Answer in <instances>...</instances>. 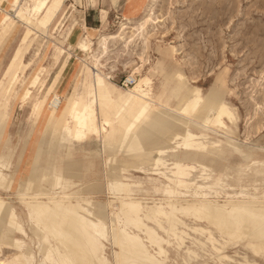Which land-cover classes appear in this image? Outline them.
Masks as SVG:
<instances>
[{
    "label": "rangeland",
    "instance_id": "rangeland-1",
    "mask_svg": "<svg viewBox=\"0 0 264 264\" xmlns=\"http://www.w3.org/2000/svg\"><path fill=\"white\" fill-rule=\"evenodd\" d=\"M25 1L0 0V73L20 35L29 25L31 17L24 6ZM47 1L40 0L43 5ZM84 1L58 0L53 12L39 22L48 28L46 33L42 34L40 29L33 28L34 34L23 57L29 68L15 85L11 98L4 107H0V158L10 163L13 189L18 188V183L24 177L38 173L40 169L63 174L80 172V178L74 179L75 183L87 184L102 179V182L99 180L86 187L80 195L92 201L91 210L104 211L107 208L106 200L109 199L106 188L108 182L119 175V163L136 160L118 151L114 153L111 145L94 137H85L81 114L87 99L97 93L105 82H113L114 92L119 93L131 87L121 85L119 80L123 75L127 77L131 65L140 62L144 66L141 74L150 76L152 80L153 96L164 103L152 108L148 118L141 120L136 131L150 134L159 129L168 135L183 133L184 124L176 126L174 121L175 118H182L174 110L180 103L181 95L187 93L185 85L173 75L179 72L191 85L199 87L203 96L216 95V101H225L236 116L235 120L228 123L232 132L224 129L203 131L206 129L204 120L194 116L190 120L192 131L203 129L208 140L214 142L213 148L202 154L204 157H198L199 162L212 170L208 175L214 173L219 176L220 186L227 183L223 188L231 187L232 190H225L229 194L238 192L243 186L249 192H253L254 187L264 186V0H157L152 6L154 15L148 18L149 22L144 26L143 34L147 37L145 46L142 47L143 44L135 36L127 42L128 36L136 33L131 28L123 37L110 41L105 53L97 48L98 36L113 33L125 19H130L131 25L135 27L143 18L141 10L147 0H126V7L132 5L127 10H119L115 6L117 0H101V3L108 1L114 8L99 6L107 8L102 26L87 29L83 25L80 7L83 2L84 6H96L100 0ZM76 26L81 29V33L76 36V41L80 40L78 48L75 42H69ZM93 61L97 62L100 72L95 71ZM36 75L38 81L32 88L30 98L24 106H20L21 91ZM51 84L60 100L67 94L78 95L79 121L69 132L55 120L56 110L51 111L45 106L38 117L32 112L31 105ZM64 88L66 91L60 95ZM50 98L52 95L47 102ZM157 118H162L164 124L159 125ZM78 129L81 134L79 139ZM129 142L130 137L127 136L122 147H126ZM132 144L136 145L137 140H132ZM172 146L160 142L155 146L159 151L148 150L143 154L149 159L148 164H145L148 168L145 173L148 174L129 172L132 173L128 175L129 178L143 185L138 195L148 200L169 195L168 192L159 193L152 188V185L160 186V181H163L154 170L163 169L166 177H172L178 165L191 161L188 155L179 156L180 160L176 162L169 159ZM109 156H113L112 162L106 161ZM158 160L162 163H156ZM105 172L108 174L107 180L103 177ZM196 177L198 172L193 173L192 179ZM0 194L4 196L3 192ZM9 197L21 224L27 229L26 211L14 197ZM109 219L112 218L106 217L107 222ZM188 220L186 222L190 223ZM29 237L24 239L36 264L40 261L42 242L30 231ZM108 239L104 241V252L111 261L113 247ZM234 249L244 253L242 248H232L229 254H234ZM168 253L167 264H187L185 260L188 258L183 250L171 247ZM199 254L202 256L197 262L207 256L201 252ZM14 255L13 250H3L4 259ZM248 258L251 257L248 255ZM235 259L241 261L240 258ZM188 263L196 262L190 260Z\"/></svg>",
    "mask_w": 264,
    "mask_h": 264
},
{
    "label": "bare ground",
    "instance_id": "bare-ground-1",
    "mask_svg": "<svg viewBox=\"0 0 264 264\" xmlns=\"http://www.w3.org/2000/svg\"><path fill=\"white\" fill-rule=\"evenodd\" d=\"M156 1L147 0L141 10L143 18L135 27L131 25L130 19H125L113 33L99 35L98 50L105 53L110 41L123 37L131 28L136 33L129 35L127 42L135 36L144 47L147 41L143 34L144 26L149 22L148 18L154 15L152 6ZM57 2L48 0L43 5L40 0L25 1L24 6L31 18L0 73L1 108L11 98L15 85L29 68L23 57L34 34L33 28L40 29L42 34L46 33L48 28L39 22L53 12ZM93 66L96 72H100L97 62L93 61ZM143 67L142 62L131 65L123 84L131 87L124 93L114 92L115 84L105 82L97 93L87 99L81 114L85 137H94L111 145L114 153L118 151L136 160L119 163V175L108 182L106 188L109 199L106 200L107 208L104 211L91 210L92 201L81 196L86 187L100 179L80 184L74 182V179L80 178V172L63 174L40 169L38 173L24 177L18 183V188L13 189L10 163L0 158V192L4 193V196L0 194V204L3 205L0 207V264H35L24 239L30 238L29 231L42 242L40 261L36 264H167L168 248L171 247L183 250L188 258L185 260L187 264H190V260L195 261V264H264V186L254 187L253 192H249L245 186L232 194L225 192L232 188H223L227 183L220 186L221 178L214 173L208 175L212 170L198 161L199 156L204 157L202 154L213 148L214 142L208 140L203 129L192 131L189 125L194 116L205 121L206 129L203 131L224 129L232 132L228 127V123L236 119L232 108L221 99L216 101V95L203 96L199 87L191 85L179 72H174L176 80L185 85L187 92L181 95L180 103L174 110L182 116L174 121L176 126L184 124L183 133L168 135L159 129L150 134L138 132L136 129L141 125V120L148 118L152 108L164 103L153 96L152 80L150 76L141 74ZM91 69L94 70L93 67ZM103 78L106 80L104 74ZM37 81V75L30 82L28 80L29 85L20 93V106H24L30 98ZM51 95L52 98L47 102ZM77 100V93L67 94L60 100L51 84L31 105L32 112L38 117L45 106L51 111L56 110L55 120L69 132L79 121ZM120 103L125 104L119 107ZM142 110L144 116L137 120ZM157 122L159 125L164 124L162 118H157ZM130 127L132 132L129 131ZM127 136L130 142L122 147ZM178 137L180 140H177ZM134 139L137 140L136 145L132 144ZM160 142L174 145L169 159L176 162L180 160L179 156L188 155L191 161L178 165L172 177H166L163 169H153L163 181H160V186L152 185V188L159 193L168 192L169 195L148 200L138 195L142 183L128 175L132 174L130 171L148 174L145 173L148 169L145 164H148L149 159L143 154L148 150L159 151L155 146ZM106 161L112 162L113 156H109ZM156 163L162 162L158 160ZM194 172H198V177L192 179ZM107 175L106 172L103 174L106 180ZM9 196L14 197L26 211L27 229L21 224ZM107 215L112 218L108 222ZM14 225H18L19 230ZM107 238L113 247L111 261L104 252ZM232 248H242L244 253L234 249L231 255L229 252ZM4 249L13 250L15 255L4 259ZM199 252L208 257L197 262L202 256Z\"/></svg>",
    "mask_w": 264,
    "mask_h": 264
},
{
    "label": "crops",
    "instance_id": "crops-1",
    "mask_svg": "<svg viewBox=\"0 0 264 264\" xmlns=\"http://www.w3.org/2000/svg\"><path fill=\"white\" fill-rule=\"evenodd\" d=\"M84 2H83V4L81 5L80 8H81V10L83 12L82 21H83V25H84L85 29H87V28H98V26L99 27L102 26V24H103V22L105 20L104 17H105V14L107 12V8H104V7L98 8L99 6H107L108 8H111V9L114 8V6L110 5L108 1H106L105 3H101V0H100L99 3L96 6L87 5L88 7L84 6ZM126 4H127L126 0H117L115 6L119 7V10L130 9V7L132 5L129 6V7H126ZM80 33H81V29L79 28V26H76L73 29V31H72V33H71V35L69 37V42L70 41L72 43L75 42V44L77 45L80 40L76 41V36L78 34H80ZM77 48H78V45H77ZM67 72H68V70L64 73L63 79L66 76ZM64 90L66 91V88H64L61 91L60 95L64 94Z\"/></svg>",
    "mask_w": 264,
    "mask_h": 264
},
{
    "label": "snow or ice",
    "instance_id": "snow-or-ice-1",
    "mask_svg": "<svg viewBox=\"0 0 264 264\" xmlns=\"http://www.w3.org/2000/svg\"><path fill=\"white\" fill-rule=\"evenodd\" d=\"M73 108H75V105H73ZM144 116V111L142 110L141 111V113H140V115H138L137 117H136V119L137 120H139V119H141V117H143ZM77 119L79 120V117H77ZM129 131H131V127L129 128ZM80 131H79V129L77 130V139H79L80 138ZM0 207H3V205L2 204H0ZM14 223V222H13ZM15 227H17V230H19V226L18 225H14ZM37 227H39V224H37Z\"/></svg>",
    "mask_w": 264,
    "mask_h": 264
},
{
    "label": "built area",
    "instance_id": "built-area-1",
    "mask_svg": "<svg viewBox=\"0 0 264 264\" xmlns=\"http://www.w3.org/2000/svg\"><path fill=\"white\" fill-rule=\"evenodd\" d=\"M126 80V78L124 77V75L120 78V83H121V85H123L124 84V81ZM129 84H131V82H128Z\"/></svg>",
    "mask_w": 264,
    "mask_h": 264
}]
</instances>
